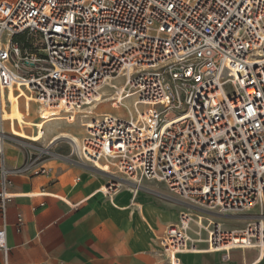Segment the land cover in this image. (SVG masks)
<instances>
[{
	"label": "built area",
	"instance_id": "obj_1",
	"mask_svg": "<svg viewBox=\"0 0 264 264\" xmlns=\"http://www.w3.org/2000/svg\"><path fill=\"white\" fill-rule=\"evenodd\" d=\"M118 78L122 85L109 84ZM106 86L115 90L112 108L128 115L92 119L72 160L137 187L159 180L197 209L249 213L239 227L199 223L208 233L196 239L194 215L182 211L161 238L170 264L197 243L223 260L238 249L264 251V0H0L1 100L4 90L23 89L26 105L39 100L70 121ZM7 140L30 148L16 168L6 162ZM35 143L7 135L0 119L2 264H11L14 177L45 174L46 161L61 156L53 142ZM120 184L112 179L103 191Z\"/></svg>",
	"mask_w": 264,
	"mask_h": 264
},
{
	"label": "crops",
	"instance_id": "obj_2",
	"mask_svg": "<svg viewBox=\"0 0 264 264\" xmlns=\"http://www.w3.org/2000/svg\"><path fill=\"white\" fill-rule=\"evenodd\" d=\"M24 102L16 93L15 101L8 100L6 105L13 113L15 110L26 115L19 113L20 103L22 110L29 111V102ZM37 125L45 128L39 121L36 131ZM10 131L28 139L23 137L27 129L15 123ZM35 140L41 141L39 137ZM4 146L9 167L25 162L30 148L9 140ZM56 153L61 156L53 155L46 161L49 169L45 174L14 177L11 188L20 196L9 202L6 218L11 264H170L161 238L169 225L178 222L181 211L190 209V204L171 194L164 183L167 189L145 179L139 183L144 187H137L94 163L77 162L71 154ZM112 179L121 182L119 188L104 192ZM21 216L24 223L18 230ZM3 224L0 217V227ZM195 230L193 225L191 236L197 239ZM197 247L196 251L181 253L178 264H264V253L257 249L234 250L231 259L223 260L221 253L206 251L202 243Z\"/></svg>",
	"mask_w": 264,
	"mask_h": 264
},
{
	"label": "rangeland",
	"instance_id": "obj_3",
	"mask_svg": "<svg viewBox=\"0 0 264 264\" xmlns=\"http://www.w3.org/2000/svg\"><path fill=\"white\" fill-rule=\"evenodd\" d=\"M114 81L118 85H122L123 82H124L122 78L116 79ZM105 89L104 90L102 89L104 96L106 95V96H109L110 97L113 94V92L115 91L110 86H106ZM14 90H16V89L14 88ZM23 93H27V91L26 90H23ZM15 95L16 94L13 93L12 94V97L15 98ZM8 100H9V98H6V100H5V103L6 104H7ZM9 101H11V100H9ZM23 101H24V99H23ZM34 102H35V107L37 109L40 106H43L44 108H46L44 105H42L41 103H39L38 100H34L33 102L29 101V111H26V109H23L24 110L23 111L22 110V104L20 103L19 113H23L24 112V114H26V115H22V114H17V112L15 110H14V113H13L9 109L8 105H4V113H3V110H2V100L0 99V114L2 113V117L4 116V120H3L2 117L0 119H1V122H2L3 131L7 135H12V136H15L17 138L19 137L17 135L12 134L11 131H10V126L14 125V123H15L16 124V127L23 128V129H27V131L24 134V136L22 135L23 137L28 138L26 140H29L30 139V140L36 141L35 138H38L37 137L38 135L36 134L37 131L35 130V128H36V124L39 121H41L42 125L45 126L44 130L46 132V139L44 141H42V142H36L35 144L37 146H44V145H46L47 142H45V141H48L49 142L50 136H52V134H54L56 131L60 130L62 126H65V127L66 126H70V129H62V130L63 131H66V132H69L71 134L77 135L80 138V142H81L82 137L87 134L86 126H84L82 124V120L85 119V118H80V116H79V119H77L76 124L69 125V124L66 123V121H69V120H67V116H66V114L64 112L62 113L60 111H53L52 114H54L55 116H50V117L43 116L42 114L41 115L40 114L39 115H35L36 109L33 108V104H32ZM126 103L128 105H132L133 104V96L132 95H130V96L127 97ZM83 107H89V106H83ZM23 108H25V105H24ZM11 109L13 110V108H11ZM108 112L114 113V114H118V115H121V116H127L128 115L127 110H115V109L112 108L110 101H105L103 103H100L98 105V107L94 108V113L93 112L90 113L91 114L90 117L92 119H94V117L95 118L96 117L99 118L100 116H102V114L108 113ZM27 114H31L29 118H28ZM77 114H76L75 117H77ZM34 115H35V119H33V116ZM11 118H12V120L14 122L8 123V121H6V119H11ZM85 120H88V118H86ZM34 122H35V126H34ZM19 138H21V137H19ZM22 139H25V138H22ZM52 146H53V151L59 152V153L65 154V155L66 154L67 155H70L71 152H72V148H73L72 141L69 138H66V137H63V138L57 140L55 143L52 144ZM145 179H147V178L142 179L141 182H143ZM151 180H153L155 182H159L161 184L163 183V182H161L159 180H155V179H151ZM139 187H144V183H142ZM164 188H165V186H164ZM165 189H167V188H165ZM170 193L173 194L172 192H170ZM189 210H191L193 212L194 219H197L195 215L209 216V217H212L214 221L222 222V223H224L227 226H237V227H239V226H241L244 223V221H245L244 219H246L247 217H249V213H245L242 216H239L240 219L234 218V217H231L230 218L228 216H222L220 214H216L215 212L208 211V210H205V209H197V208H194L192 206L190 207V209H184L183 211H189ZM191 211H189V212H191ZM256 212L257 211L254 210V211H252L250 213V215H254V213H256ZM204 222H205V224H209V220L207 221L205 219ZM193 225L196 227L195 232L197 234L199 232V227L196 225V223H192L191 224V230H192ZM207 233L208 232L206 231V229H203L202 232H201V234H203L204 237L206 236ZM191 234L192 233L190 232V235ZM163 251H165L164 248H163ZM166 254H168V253L166 252Z\"/></svg>",
	"mask_w": 264,
	"mask_h": 264
},
{
	"label": "bare ground",
	"instance_id": "obj_4",
	"mask_svg": "<svg viewBox=\"0 0 264 264\" xmlns=\"http://www.w3.org/2000/svg\"><path fill=\"white\" fill-rule=\"evenodd\" d=\"M119 79V78H118ZM109 84H113V85H117L116 84V82L115 81H110L109 82ZM106 88V87H105ZM105 88H103V90L105 89ZM103 90L102 91H99L98 92V94H96V96H95V102H93V103H91L90 104V106L89 107H83V106H80L79 108H77V112L75 113V116H76V114H77V117H75L74 116V118L73 119H70V121H68L69 123H72V124H75L76 122H77V119H79V116H80V118H88V120H85V119H83L82 120V124L84 125V126H86L87 124H89V123H91V120H92V118L90 117L91 116V114L90 113H94V108H96V107H98V105L100 104V103H103V102H105V101H109L110 100V97L109 96H104L103 95ZM106 90V89H105ZM22 91H23V89H22ZM13 93H17L16 92V90H14V88H9V90H4V92H3V96H2V110L4 109V105H6V103H5V100H6V98H9V100H11V101H15V98H16V95H15V98H13L12 97V94ZM22 94H24V93H22ZM39 101V100H38ZM33 104V108L34 109H36V112H35V115H39L40 113L42 114V115H47L48 117H50V116H55L54 114H52V112L53 111H55V110H53V109H50V108H48V107H46V108H44L43 106H40L38 109L35 107V102L34 103H32ZM57 111H59V110H57ZM40 112V113H39ZM38 113V114H37ZM66 114V113H65ZM34 115V116H35ZM93 115V114H92ZM103 115V114H102ZM3 118V117H2ZM101 118V116L99 117V118H97L96 117V119H100ZM94 119H95V117H94ZM4 120V119H3ZM6 121H8V123H12V122H14L13 120H12V118L11 119H6ZM44 121V120H43ZM29 124V123H28ZM33 125V124H32ZM86 130H87V128H86ZM37 135H38V137H39V140H41L40 142H42V140L43 139H45V137H46V132H45V130H44V127H42V126H40V125H37ZM53 138L51 139V140H49V142H56L57 140H59V139H61V138H63V137H66V138H69L71 141H72V143L73 142H78V143H80V138L77 136V135H75V134H71V133H69V132H66V131H63L62 129H60V130H58V131H56L54 134H53V136H52ZM189 211H191V210H189ZM191 213L193 214V212L191 211ZM194 215V214H193ZM196 216V218L197 219H195V223H196V225L197 226H199V223L200 224H202V228L203 227H206L208 224H205V222H204V220L206 219L207 221L208 220H211V221H214L213 220V218L212 217H209V216H204V215H195ZM194 218V217H193ZM198 229V228H197ZM202 232V229H200L199 228V233H201ZM196 233V232H195ZM198 234V233H197ZM198 248V247H197ZM262 253H264V251H262Z\"/></svg>",
	"mask_w": 264,
	"mask_h": 264
}]
</instances>
